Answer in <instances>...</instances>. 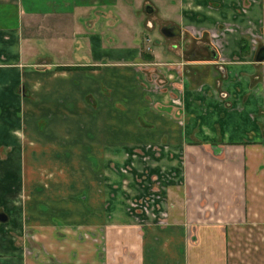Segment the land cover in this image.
Wrapping results in <instances>:
<instances>
[{"label":"crops","instance_id":"obj_1","mask_svg":"<svg viewBox=\"0 0 264 264\" xmlns=\"http://www.w3.org/2000/svg\"><path fill=\"white\" fill-rule=\"evenodd\" d=\"M215 1L179 0L185 36L158 40L170 58L157 63L132 41L151 5L0 0V264H60L41 239L60 238L55 213L40 205L39 220L27 217V158L88 157L101 124L103 142L159 141L179 162L163 186L162 224L117 229L101 264H264V0ZM207 29L218 58L197 50ZM138 61L156 68L140 73Z\"/></svg>","mask_w":264,"mask_h":264},{"label":"rangeland","instance_id":"obj_2","mask_svg":"<svg viewBox=\"0 0 264 264\" xmlns=\"http://www.w3.org/2000/svg\"><path fill=\"white\" fill-rule=\"evenodd\" d=\"M136 2L140 6L151 5L154 12L148 14L146 8H140L139 22L132 28V31L135 30L136 40L133 38L132 41H137L135 47L142 54L153 50L158 54L159 62H156L163 63L162 59L167 60L170 55L165 52L164 44L158 45L156 42L176 40L165 39L158 29L168 22L177 23L179 0ZM188 2L192 4V1ZM255 3L256 1L252 2ZM149 20L154 25L150 32L146 29ZM107 28L106 32L119 33L117 24L108 23ZM126 28L128 32L131 29L128 24ZM206 33L210 36L208 29ZM126 41L128 40L122 38L116 42L119 45ZM138 63L137 67L143 62ZM147 66L149 65L142 64L138 67L141 70L139 72L146 71V68H156ZM103 116L104 112L101 114V121ZM97 127L91 129V150L88 157L27 158V217H38L39 220L38 214L45 213L38 207L40 205L55 213L60 238L54 242L50 236L41 239L44 244L57 246L60 264H101L105 244L115 243V237L110 235L117 232V229L158 228L163 216V186L177 180L178 174L172 170H177L179 162L175 157L168 159L159 154L163 149L159 141L131 142L115 147L100 139L104 128L101 124L100 134ZM158 146L160 150L156 148ZM44 217L40 221L42 229L50 227ZM27 222L30 225L34 223L29 220ZM34 231V227H27V241L34 243ZM156 240L159 241L154 235L153 242L156 243Z\"/></svg>","mask_w":264,"mask_h":264},{"label":"flooded vegetation","instance_id":"obj_3","mask_svg":"<svg viewBox=\"0 0 264 264\" xmlns=\"http://www.w3.org/2000/svg\"><path fill=\"white\" fill-rule=\"evenodd\" d=\"M222 1L223 0H220L219 2L221 3ZM254 1L255 0H252V1L243 0L242 1V5H241L242 9L249 8V6H251L252 2H254ZM214 2H216V1L214 0ZM212 6L213 7H217L219 5H217V3H215ZM146 8H147V6H146ZM242 9H240V10H242ZM165 26H167V27H177L178 30H177V32L174 35H166L164 32H162V28L165 27ZM225 28H226V26L223 25L222 28H220L221 32L219 31V33H217L216 36H220L221 33H223L225 31ZM158 30L160 31V34L162 35V37H164L165 39H177V38L183 39V37L185 36V33H186L185 28L180 27L179 25H177L175 23H167V24H164V25H160ZM206 38H208V34L204 33V32H202V34H200L197 38H195L196 45L198 47L197 50L198 51H202L204 49V50H206V52L209 55V57L218 58V54L216 52V49L213 47V45L209 41L206 40ZM258 38H259L258 33L257 32L253 33V35H251V39H250L251 43H253V42L255 43Z\"/></svg>","mask_w":264,"mask_h":264},{"label":"water","instance_id":"obj_4","mask_svg":"<svg viewBox=\"0 0 264 264\" xmlns=\"http://www.w3.org/2000/svg\"><path fill=\"white\" fill-rule=\"evenodd\" d=\"M146 9H147V12H149V13L152 12V8L150 6H147ZM177 30H178L177 27L165 26L162 28V32H164L166 35H174L177 32ZM256 60L257 61H263L264 60V46L258 50ZM6 221H7V216L4 213H0V223L6 222Z\"/></svg>","mask_w":264,"mask_h":264},{"label":"trees","instance_id":"obj_5","mask_svg":"<svg viewBox=\"0 0 264 264\" xmlns=\"http://www.w3.org/2000/svg\"><path fill=\"white\" fill-rule=\"evenodd\" d=\"M143 56H144V58L147 57L145 53L143 54Z\"/></svg>","mask_w":264,"mask_h":264}]
</instances>
